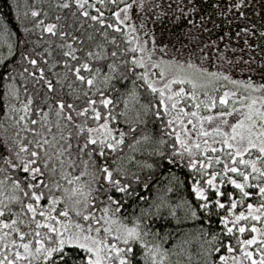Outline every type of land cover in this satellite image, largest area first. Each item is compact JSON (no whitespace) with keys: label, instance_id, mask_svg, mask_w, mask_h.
Segmentation results:
<instances>
[{"label":"trees","instance_id":"1","mask_svg":"<svg viewBox=\"0 0 264 264\" xmlns=\"http://www.w3.org/2000/svg\"><path fill=\"white\" fill-rule=\"evenodd\" d=\"M128 1L0 0V264H89L61 226L110 264H228L264 202L229 150L183 139L206 105L151 87Z\"/></svg>","mask_w":264,"mask_h":264},{"label":"rangeland","instance_id":"2","mask_svg":"<svg viewBox=\"0 0 264 264\" xmlns=\"http://www.w3.org/2000/svg\"><path fill=\"white\" fill-rule=\"evenodd\" d=\"M115 16L139 47L152 88L177 98L188 87L192 101L202 97L207 114L184 123L183 139L229 150L244 180H264V63L249 47L247 24L264 20V0H129ZM244 208L240 249L228 264H264V202ZM59 232L62 243L86 250L89 264H110L96 237Z\"/></svg>","mask_w":264,"mask_h":264},{"label":"flooded vegetation","instance_id":"3","mask_svg":"<svg viewBox=\"0 0 264 264\" xmlns=\"http://www.w3.org/2000/svg\"><path fill=\"white\" fill-rule=\"evenodd\" d=\"M217 22H221L217 20ZM233 22V21H232ZM249 27L254 28V33L251 35V39L248 41L249 47L252 50L254 57H256L261 63H264V20L251 19L247 21Z\"/></svg>","mask_w":264,"mask_h":264}]
</instances>
